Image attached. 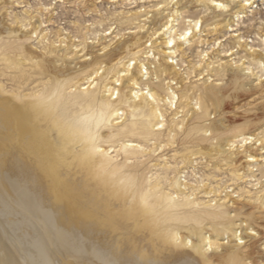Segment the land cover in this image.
<instances>
[{
  "label": "bare ground",
  "instance_id": "obj_1",
  "mask_svg": "<svg viewBox=\"0 0 264 264\" xmlns=\"http://www.w3.org/2000/svg\"><path fill=\"white\" fill-rule=\"evenodd\" d=\"M180 1L172 2L162 18L168 19ZM231 2H237L240 11L252 3L217 0L211 7L221 10ZM197 24L198 20L193 25ZM4 29L0 28V37ZM145 37L131 35L113 49L100 48L104 52L92 54L89 62L99 63L102 78L122 62V50L129 42L136 47ZM1 45L8 65L22 64V58L7 55L17 52V45ZM256 55L264 61V54ZM52 64L56 65L55 60ZM128 65L129 61L123 62L114 73L122 72L119 78L130 87L124 99H112V91L100 97L95 90L67 92L71 77L61 68L48 73L55 77L48 91L6 90L0 83V264H28V257L38 264H264V256L255 250L260 238L253 226L242 218L226 224L229 212L234 216L239 212L234 202L219 203L216 210H196L179 178L173 184L183 195L181 200L157 183L148 187L142 173H131L126 160L137 151V143L124 138L155 137L153 121L158 116L149 100L159 95L152 87L145 93L133 92L145 63H138L137 71H130ZM160 72L178 74L168 61ZM240 76L230 70L226 83L196 90L205 114L219 112L226 96L245 90ZM107 87L103 85L105 91ZM122 106L127 119L118 116L124 113L119 112ZM191 109V114L196 113L194 106ZM211 125L214 130L224 129L226 119L219 117ZM199 129L194 125L189 133ZM114 141L125 155L122 161L114 162L109 155L108 143ZM153 144L159 146L154 139ZM227 144L210 141L189 150L187 157L200 154L219 159L226 154ZM231 155L224 156L225 163L232 160ZM245 156L247 162L255 159ZM15 245L23 248L18 258L8 254L17 251Z\"/></svg>",
  "mask_w": 264,
  "mask_h": 264
},
{
  "label": "rangeland",
  "instance_id": "obj_2",
  "mask_svg": "<svg viewBox=\"0 0 264 264\" xmlns=\"http://www.w3.org/2000/svg\"><path fill=\"white\" fill-rule=\"evenodd\" d=\"M174 1L0 0V28L9 26L0 37V83L6 90L48 91L55 80L48 73L61 68L71 77L67 92L95 90L100 97L112 91V99H124L122 95L130 87L119 78L122 72L114 73L123 62L129 61L130 71L145 63L132 91L140 89V94L152 87L158 92L156 100H149V107L157 110L153 139L159 146L153 139L124 138L137 143V151L126 160L131 173H142L148 187L157 183L177 200L183 198L173 184L179 178L196 210H216L219 203L234 202L239 212L235 216L229 212L226 224L242 218L244 224L252 225L260 238L255 250L264 256V61L256 55L264 54V0H251L242 11L237 10V2L214 10L211 5L217 0H179L176 11L168 19L162 18ZM139 34L146 36L145 42L136 47L129 42L122 50V62L100 78L99 63L89 62L92 54L104 52L100 48L113 49ZM170 38L171 44H162ZM1 43L17 45V52H6L13 59L22 58V64L8 65ZM53 60L58 66H53ZM165 61L177 76L160 72ZM230 70L241 75L239 82L245 90L226 96L222 110L208 116L196 90L226 83ZM191 106L196 113L191 114ZM119 112H124L118 115L121 119L128 118L125 106ZM219 117L226 119L227 126L214 130L211 123ZM194 125L200 129L189 133ZM210 141L227 142L226 154L219 159L200 154L187 157L189 150ZM250 145L254 148L246 151ZM108 146L114 162L124 159L117 141ZM79 151L77 147L75 152ZM248 154L255 159L247 162ZM229 155L232 160L227 164ZM17 245V251L8 254L18 258L21 247ZM28 264L38 263L28 257Z\"/></svg>",
  "mask_w": 264,
  "mask_h": 264
},
{
  "label": "snow or ice",
  "instance_id": "obj_3",
  "mask_svg": "<svg viewBox=\"0 0 264 264\" xmlns=\"http://www.w3.org/2000/svg\"><path fill=\"white\" fill-rule=\"evenodd\" d=\"M246 3L250 4V3H251V0H246ZM217 6H218V7H221V8L224 7L223 4H220V5H217ZM182 39H183V37H182ZM169 43L171 44V41H170ZM241 243H243V241H241Z\"/></svg>",
  "mask_w": 264,
  "mask_h": 264
}]
</instances>
